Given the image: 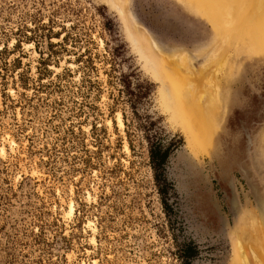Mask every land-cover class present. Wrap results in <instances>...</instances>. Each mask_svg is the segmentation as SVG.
<instances>
[{
  "label": "rangeland",
  "instance_id": "rangeland-1",
  "mask_svg": "<svg viewBox=\"0 0 264 264\" xmlns=\"http://www.w3.org/2000/svg\"><path fill=\"white\" fill-rule=\"evenodd\" d=\"M125 1L0 0V264H264V11Z\"/></svg>",
  "mask_w": 264,
  "mask_h": 264
},
{
  "label": "bare ground",
  "instance_id": "bare-ground-1",
  "mask_svg": "<svg viewBox=\"0 0 264 264\" xmlns=\"http://www.w3.org/2000/svg\"><path fill=\"white\" fill-rule=\"evenodd\" d=\"M116 1H118L117 9L120 11V13L121 14L126 13L127 7H128L127 2L125 0H114L113 4H115ZM253 5H254L253 8H255L256 14H260V12L264 11V10H261L262 8H264V0H255ZM251 10L249 14L251 13ZM249 14L247 16H249ZM136 24L134 25L132 32H131L133 40L136 41V43L140 42L142 44H146L150 48L152 56H154L160 63L164 76L166 77V79H168L171 82V84L175 87V90L177 92H181L183 89L186 90L185 92L181 93V96L183 97L181 98L179 97V102H181L180 104L184 111V116L186 120L191 124V127L193 126V129L194 127L197 128L196 125L194 126V122H196L197 125L204 124V121H205L204 119L207 115V111L204 107H202V105L198 104V100H201V95L199 96L198 93L202 94V92H198V93L196 92V88H195L196 84L192 82L193 79L190 78V75H192V70L190 71L191 66H188V63H187L189 62V60L187 59L188 56L186 55L187 56L186 59L188 61L185 58L182 59L183 57H185L183 55H182L183 57L176 56L175 59L170 60L167 57V54H165L164 50L160 48L158 44L155 43V41L150 36H148L146 32L142 31L141 28H139V26ZM208 84H210V82ZM197 85L199 86L198 83ZM171 95H173V93H171ZM118 121H119L120 126H122L121 117L119 118ZM72 211H73V207H71V212Z\"/></svg>",
  "mask_w": 264,
  "mask_h": 264
},
{
  "label": "trees",
  "instance_id": "trees-1",
  "mask_svg": "<svg viewBox=\"0 0 264 264\" xmlns=\"http://www.w3.org/2000/svg\"><path fill=\"white\" fill-rule=\"evenodd\" d=\"M149 155L152 161L153 169H161L168 157V150H162L160 145H151L149 147ZM164 181V180H163ZM165 182V181H164ZM166 183V182H165Z\"/></svg>",
  "mask_w": 264,
  "mask_h": 264
}]
</instances>
